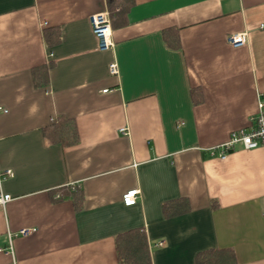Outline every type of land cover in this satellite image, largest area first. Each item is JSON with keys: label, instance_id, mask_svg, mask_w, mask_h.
Returning <instances> with one entry per match:
<instances>
[{"label": "crops", "instance_id": "0c3cea01", "mask_svg": "<svg viewBox=\"0 0 264 264\" xmlns=\"http://www.w3.org/2000/svg\"><path fill=\"white\" fill-rule=\"evenodd\" d=\"M135 1L105 51L90 17L107 0H0V194L12 196L0 264H120L116 235L134 228L153 264H196L212 248L264 264V146L211 155L264 97V0ZM242 32L246 44L229 43ZM49 63L37 85L33 69ZM60 116L78 143L45 132ZM70 186L81 210L56 192ZM178 198L189 209L165 212Z\"/></svg>", "mask_w": 264, "mask_h": 264}, {"label": "trees", "instance_id": "16d2710c", "mask_svg": "<svg viewBox=\"0 0 264 264\" xmlns=\"http://www.w3.org/2000/svg\"><path fill=\"white\" fill-rule=\"evenodd\" d=\"M135 0H107V6L111 17L112 27H120L128 22L129 10L135 5ZM171 29L164 30V36L169 40ZM46 41L50 43L51 37L45 32ZM178 45L176 39L175 42ZM52 63L36 66L33 69V76L37 85H45L49 82V69ZM193 99L199 103L203 97L196 89H192ZM48 136L69 146L78 143L79 129L74 119L60 116L55 122L45 128ZM68 190L56 189L59 198L69 197L72 199L75 209L81 210L84 205V190L82 187H67ZM213 206H217L213 202ZM189 209V202L184 198L167 201L164 204V211L167 213L182 212ZM116 248L120 264H153L149 241L143 228H134L116 235ZM196 264H239L234 251L224 248H212L200 251L196 257Z\"/></svg>", "mask_w": 264, "mask_h": 264}, {"label": "built area", "instance_id": "2783aa9c", "mask_svg": "<svg viewBox=\"0 0 264 264\" xmlns=\"http://www.w3.org/2000/svg\"><path fill=\"white\" fill-rule=\"evenodd\" d=\"M90 21L93 32L98 39L99 48L105 51L111 49L114 45V41L112 38L113 27L109 11L103 10L92 14ZM228 41L235 46L246 44L248 41V34L246 32L231 34L228 36ZM109 70L112 74H118V63L116 61L111 63ZM107 90L108 89H105L104 91ZM236 144H242L245 148L264 146V97L259 99L258 112L255 117H253L250 128L233 130L229 139L218 148L213 149L211 155L225 158L227 154L235 148ZM7 173L11 175L12 171L8 170ZM140 194L141 191L139 188L129 189L123 194V201L126 205H134L137 203ZM11 198L12 196L10 194L1 193L0 204L5 205ZM31 231L32 229L25 228L21 230V233L27 235Z\"/></svg>", "mask_w": 264, "mask_h": 264}]
</instances>
